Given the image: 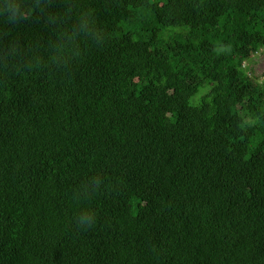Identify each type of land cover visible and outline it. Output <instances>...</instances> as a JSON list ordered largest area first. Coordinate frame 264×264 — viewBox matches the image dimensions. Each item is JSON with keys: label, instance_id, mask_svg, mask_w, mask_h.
Returning a JSON list of instances; mask_svg holds the SVG:
<instances>
[{"label": "trees", "instance_id": "trees-1", "mask_svg": "<svg viewBox=\"0 0 264 264\" xmlns=\"http://www.w3.org/2000/svg\"><path fill=\"white\" fill-rule=\"evenodd\" d=\"M263 49L264 0H0V264H264Z\"/></svg>", "mask_w": 264, "mask_h": 264}, {"label": "rangeland", "instance_id": "rangeland-1", "mask_svg": "<svg viewBox=\"0 0 264 264\" xmlns=\"http://www.w3.org/2000/svg\"><path fill=\"white\" fill-rule=\"evenodd\" d=\"M246 72L258 83H264V49L245 64Z\"/></svg>", "mask_w": 264, "mask_h": 264}, {"label": "clouds", "instance_id": "clouds-1", "mask_svg": "<svg viewBox=\"0 0 264 264\" xmlns=\"http://www.w3.org/2000/svg\"><path fill=\"white\" fill-rule=\"evenodd\" d=\"M90 219H94V216H88L87 214L81 218V223H86L88 222Z\"/></svg>", "mask_w": 264, "mask_h": 264}]
</instances>
